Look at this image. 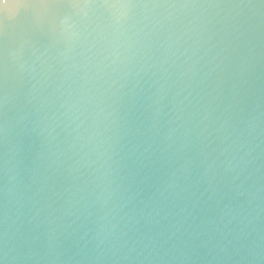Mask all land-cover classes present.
<instances>
[{"label":"water","instance_id":"water-1","mask_svg":"<svg viewBox=\"0 0 264 264\" xmlns=\"http://www.w3.org/2000/svg\"><path fill=\"white\" fill-rule=\"evenodd\" d=\"M5 231L16 264H264V0H0Z\"/></svg>","mask_w":264,"mask_h":264},{"label":"clouds","instance_id":"clouds-1","mask_svg":"<svg viewBox=\"0 0 264 264\" xmlns=\"http://www.w3.org/2000/svg\"><path fill=\"white\" fill-rule=\"evenodd\" d=\"M11 249L8 247V235L5 231L4 233V247L2 250L3 257L0 258V264H16L17 260L19 259L15 255H11ZM28 259H31V257H28Z\"/></svg>","mask_w":264,"mask_h":264}]
</instances>
